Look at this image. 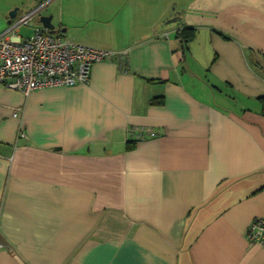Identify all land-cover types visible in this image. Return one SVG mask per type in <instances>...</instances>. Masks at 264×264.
Segmentation results:
<instances>
[{"label": "crops", "instance_id": "crops-1", "mask_svg": "<svg viewBox=\"0 0 264 264\" xmlns=\"http://www.w3.org/2000/svg\"><path fill=\"white\" fill-rule=\"evenodd\" d=\"M193 1L95 0L57 31L122 58L87 84L0 82V264H264L246 235L264 217V47L190 19ZM257 2L218 0L261 34Z\"/></svg>", "mask_w": 264, "mask_h": 264}, {"label": "built area", "instance_id": "built-area-1", "mask_svg": "<svg viewBox=\"0 0 264 264\" xmlns=\"http://www.w3.org/2000/svg\"><path fill=\"white\" fill-rule=\"evenodd\" d=\"M51 1L46 0L32 11L18 13L9 23V28L0 34V82L24 95L37 89L87 84L96 62L124 55L123 51L71 40L63 32H52L43 25L30 36H21L19 28L31 25ZM13 115L19 117V110H15ZM148 134L157 135L154 131H148ZM26 137L25 126L20 123L17 139ZM246 233L250 243L264 244V217L254 218ZM4 246L0 238V248Z\"/></svg>", "mask_w": 264, "mask_h": 264}, {"label": "rangeland", "instance_id": "rangeland-1", "mask_svg": "<svg viewBox=\"0 0 264 264\" xmlns=\"http://www.w3.org/2000/svg\"><path fill=\"white\" fill-rule=\"evenodd\" d=\"M3 1H16L15 7H19V13L32 11L37 6H40L41 4H44L46 0H1ZM95 0H52L51 2L46 5L44 9L41 10L40 15H53L52 22L59 27V24L62 20L65 21V23H74L79 24L83 21L86 14H89L88 12L91 10V7L95 5ZM110 1V0H109ZM242 2H248V0H241ZM75 2L78 4L77 6H80L82 10V15H76L73 16L72 13L67 12V6L70 4H73ZM187 2V0H184L183 3ZM238 2V0H236ZM220 4L218 3V0H197L196 2H192V4L189 6L188 13L190 15V19H197L195 18V12H197L199 15H203V19L199 21H204L205 23H210L213 27H218L220 29H227L228 31L229 27L235 26L236 31L241 33L240 37L242 39H245V41H249L252 47H247L246 50L248 53L252 52L251 50H259V45L263 46L264 44V30L261 31V34H259V23L258 19L254 22V27H250V24L244 23V21L241 20L243 16L237 15L234 18L227 17L224 8H219ZM256 6L259 9V12H264V0H258ZM237 11V10H235ZM10 12V11H9ZM9 12L7 15L0 14V34L3 33L5 30L9 28V24L7 23V19L9 17ZM90 15V14H89ZM259 15V14H258ZM240 16V17H239ZM261 19H263L264 23V16H260ZM42 24L39 22V16L35 17L31 25H22L19 28V33L23 37L30 36L34 30L37 27H40ZM74 32L70 30V34H73ZM68 35V34H67ZM71 36V35H70ZM69 37V36H68ZM244 37V38H243ZM70 38V37H69ZM263 43H260V42ZM196 50L198 48H195ZM215 83V82H214Z\"/></svg>", "mask_w": 264, "mask_h": 264}, {"label": "trees", "instance_id": "trees-1", "mask_svg": "<svg viewBox=\"0 0 264 264\" xmlns=\"http://www.w3.org/2000/svg\"><path fill=\"white\" fill-rule=\"evenodd\" d=\"M196 29L193 27H184L183 29L179 30L177 33V37L181 40V44L183 49L189 47L190 43L195 40L196 38ZM131 148L132 146H127Z\"/></svg>", "mask_w": 264, "mask_h": 264}, {"label": "water", "instance_id": "water-1", "mask_svg": "<svg viewBox=\"0 0 264 264\" xmlns=\"http://www.w3.org/2000/svg\"><path fill=\"white\" fill-rule=\"evenodd\" d=\"M19 8H14L9 12V19L7 23H11L12 19L15 18L18 14ZM53 15H40L39 22L44 26L50 29V31L55 32L57 31L56 25L52 22Z\"/></svg>", "mask_w": 264, "mask_h": 264}]
</instances>
